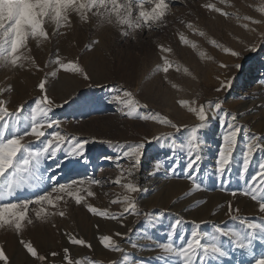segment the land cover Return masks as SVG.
<instances>
[{"label":"rangeland","instance_id":"rangeland-1","mask_svg":"<svg viewBox=\"0 0 264 264\" xmlns=\"http://www.w3.org/2000/svg\"><path fill=\"white\" fill-rule=\"evenodd\" d=\"M167 2L170 8L163 24L127 29L130 33L127 36L122 34L125 28L101 22L94 15L96 9L87 14V22L72 13L71 25L61 29L63 35H56L54 25L45 24L49 40L29 39L28 49L21 51L33 59L24 61L23 68L13 69L0 62V89L11 85V91L0 93V99L7 101L12 112L23 105L21 115H30L42 95L38 84L45 78L55 105H63L65 99L69 101L61 107L53 106L48 115L59 120L60 127L45 129L49 135L42 141L51 138L50 134L55 131L70 138L89 140L81 158L67 155L68 144L54 159L45 158L41 169L44 183L35 190L25 187L16 196L0 200V203L35 200L53 186L73 180L85 181L80 195L86 200L80 205L67 196L58 202V207L44 205L49 213L64 211V217L51 215L47 222H41L35 217L40 206L33 204L28 212L32 224L19 233L11 228L0 229V247L8 257L7 262L0 261V264H66V248L69 257L81 264H111L112 261L125 264V256L129 257L127 264H166L160 258L165 254L159 245L169 241L177 246L182 244L190 237L193 222H206L200 229L203 232H213L215 226L242 230L239 222L227 214L229 202L234 209H240V218L264 223L258 201L243 194L254 191L258 198L264 195V187L252 181L259 165L264 163V147L254 151L247 172L243 169L247 144L253 137L264 138V0ZM208 4H214L228 15L207 8ZM153 6L154 0H145L146 10ZM137 15L134 0L133 17ZM189 23L192 28L187 27ZM181 34L188 44L181 41ZM160 45L172 51L164 53ZM226 49L240 55L231 56ZM165 56L172 64L168 73L163 72ZM57 57L63 63L75 62L90 79L85 80L80 72L60 69ZM53 71L55 77L51 75ZM218 88L221 90L217 91ZM126 91H131L138 102L137 111L131 116L126 115L128 110L116 99ZM182 100L194 107L207 106L209 101L213 105L221 104L219 110L207 108L209 119L198 133L199 147L193 152L188 151L187 140L191 128L199 121L195 113L181 106ZM145 115L148 120L142 119ZM232 116L236 117L235 121ZM164 117L180 126V130L161 124L159 120ZM233 124L242 130L233 150L231 168L221 178L216 172L218 152L223 136ZM26 141L33 149L42 146L41 141L32 137H26ZM139 142H145L143 157L134 175L127 177L131 161L123 152ZM258 144H264V139L258 140ZM196 152L201 158L190 171L187 165ZM157 162L161 169L153 175ZM78 168L92 171L72 175ZM118 177L121 185L112 183ZM91 179L101 183L90 184ZM151 179L155 182L148 185ZM128 180L141 189L132 194L140 215L121 216L123 205L112 203L128 194L123 187ZM194 182L201 184L199 190ZM87 190L95 195L88 197ZM233 191L236 196L232 195ZM88 204L120 219L93 215L88 211ZM177 219L181 223L173 235L171 226ZM117 232L122 235L116 236ZM103 235H112L123 252L105 248L100 241ZM70 237L85 240L91 248L72 244ZM222 240L229 256L219 262L210 260L209 264H252L245 250L235 247L226 237ZM21 241L31 242L38 256L45 259L32 257ZM254 248L257 255L264 251L259 238ZM53 252L57 255L52 256Z\"/></svg>","mask_w":264,"mask_h":264},{"label":"snow or ice","instance_id":"snow-or-ice-1","mask_svg":"<svg viewBox=\"0 0 264 264\" xmlns=\"http://www.w3.org/2000/svg\"><path fill=\"white\" fill-rule=\"evenodd\" d=\"M135 7L138 8V15L133 17L134 0H0V62H3L7 66L13 69L23 68L24 61L32 60L24 54L22 49H28L29 39L42 38L43 40L50 39V33L45 28V24L54 25V31L56 35H63L62 28H67L71 25V14L76 13L80 20L87 22L88 13L93 9H96L94 15L100 18L101 22L109 24H116L125 28L122 32L123 35H129L127 29L136 30L142 27L151 28L156 24H163L168 10L170 8L167 0H154V6L150 10L145 9V0H135ZM207 8L213 9L216 12L227 16V12H223L221 9L216 8L214 4L206 5ZM264 11V10H262ZM253 23H260V21H253ZM188 28H192L193 25L189 23ZM247 27V25H245ZM203 36L204 33L200 32ZM180 39L184 44H188L189 41L180 35ZM98 44L99 41H95ZM215 44V41H213ZM193 47L195 45L193 44ZM160 50L164 53L172 51L170 47L160 45ZM251 50H255V46ZM231 56L238 57L239 52L226 49ZM56 63L60 69L64 71L80 72L85 80L90 79V76L84 72V70L75 62L63 63L59 57L56 58ZM226 67L227 65H221ZM39 66L37 65V68ZM172 64L168 58L164 57L163 72L168 73ZM239 67V65H237ZM178 70V69H177ZM53 77L56 76V72L51 73ZM48 81L47 78L41 80L38 84L42 95L36 102V106L31 110L29 116L24 117L21 114L24 111V106L20 105L16 112H12L7 107V101L0 99V200H4L7 197H13L17 195L18 191L24 190L25 187L35 190L36 187L44 183L43 172L41 171L45 158H55L57 153L62 150L65 144H68L67 155L70 157L81 158L87 151V145L89 140H80L75 137H69L66 134H62L60 131H55L50 134L51 138L43 140L46 135L45 129H52L54 127H60V121L49 117V112L52 111L55 101L49 96L48 89L46 87ZM230 86V85H228ZM221 89H217L220 91ZM11 91V85L5 89H0V93ZM121 103L124 104L128 110L126 115L131 116L137 111V101L133 97L131 91H126L123 97H117ZM69 101L64 100L63 105H55L61 107L67 105ZM181 106L186 107L189 112L195 113L199 123L191 128V134L187 140V147L189 152L199 147L198 133L204 129L209 119L207 108L214 107L215 109H221V104L216 102L214 105L211 101L207 106L204 104L198 107L192 106L189 101L182 100L179 102ZM147 107V105H144ZM142 119L148 120L147 115ZM232 120L235 121L236 117L232 116ZM161 124H167L180 130V126L173 123L167 117L159 120ZM241 128L233 125L229 126V130L223 136L222 146L218 152L216 172L219 177L223 178L231 168V161L233 150L236 146L238 135L241 132ZM26 137H32L36 141H41L42 146L40 148L33 149L30 142L26 141ZM154 139H161V137H154ZM264 138L253 137L251 142L246 146V153L243 159V169L247 172L250 158L254 154L255 150L260 147H264V144H258V140ZM71 141V142H69ZM145 148V142H139L133 146H130L127 151L123 152V156L129 158L131 161V169L127 171L126 176L132 177L134 175V169L140 164L143 157V150ZM22 154V159L20 158ZM199 152L194 154V157L189 160L187 168L193 170L194 164L200 160ZM59 167V164H57ZM161 169V164L156 163L154 171L151 173L155 175ZM11 170V172H10ZM174 171V170H173ZM10 172V175L6 180L3 178ZM122 176L125 173L122 172ZM252 181L259 183L261 187H264V163L259 165L258 174L252 177ZM90 184H100L101 182L95 179L89 181ZM116 185H121V178L118 177L112 181ZM85 184L84 180H73L71 183L59 184L53 186L50 191L44 194L38 195L35 200L22 199L17 203L7 202L0 203V229L11 228L17 233L21 232L26 225L33 223V219L29 218L28 212L30 205L40 206L35 211L36 219L41 222H47L51 215L58 214L61 217L65 216L64 211L58 213H49L44 205L51 207H58V202L64 200V197L73 198L75 204L80 205L85 202L86 197L80 195L82 185ZM127 193L121 198L113 200L112 203H119L123 205L124 214L140 215L138 212V205L132 194L141 191L131 180L123 184ZM194 187L199 190L201 184L194 182ZM53 193L58 195L53 196ZM246 196H250L253 201H258L260 213H264V195L257 197L254 191L244 192ZM95 193L91 190H87V196L92 197ZM233 196H236L235 191L232 192ZM88 211L93 215L102 216L107 219L119 220L120 217L116 215H110L108 211L98 209L97 207L88 204ZM239 208H233L232 203L227 205V214L234 221H238L242 226V230L234 228H226L221 226H215L213 232L201 231L202 223L193 222V230L190 233V237L182 244L177 246L174 241L164 242L159 245V248L165 254L163 258L166 264H209L210 260L221 261L222 258L229 256V249L224 247L222 238H228L229 241L235 245V247L245 250L247 254L252 258V264H264V251L258 255L255 252L254 242L259 238L262 244H264V223L254 222L248 219H242L239 217ZM235 213V214H234ZM181 221L177 219L171 226L172 234H175V229L180 225ZM116 236L122 235L121 233H115ZM183 240V237H181ZM101 243L107 249L113 251L123 252V249L116 243L112 235H103L100 238ZM207 241V242H205ZM70 242L74 245L87 246L91 248L90 244L83 239L70 237ZM23 247L26 249L32 257L38 259H45L43 256H38L37 249L33 247L31 242L21 241ZM137 245H133L136 247ZM66 264H81V261H73L68 253L69 249H64ZM52 256H56L57 253H51ZM129 257L125 256L124 261L127 264ZM8 257L3 247H0V261L7 262ZM111 264H117L116 261H112Z\"/></svg>","mask_w":264,"mask_h":264},{"label":"bare ground","instance_id":"bare-ground-1","mask_svg":"<svg viewBox=\"0 0 264 264\" xmlns=\"http://www.w3.org/2000/svg\"><path fill=\"white\" fill-rule=\"evenodd\" d=\"M92 171L90 168H78V169H75L71 172L72 175H76V174H80L81 172L83 171ZM155 181H153L152 179L150 180L149 184L148 185H151V184H154ZM164 182V180L161 181V184Z\"/></svg>","mask_w":264,"mask_h":264}]
</instances>
